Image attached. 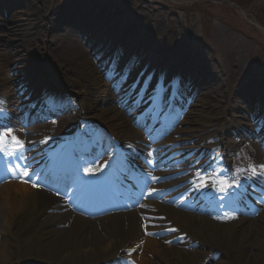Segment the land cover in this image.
<instances>
[{"label":"bare ground","instance_id":"obj_1","mask_svg":"<svg viewBox=\"0 0 264 264\" xmlns=\"http://www.w3.org/2000/svg\"><path fill=\"white\" fill-rule=\"evenodd\" d=\"M97 1V3L91 1L92 6L86 4V6H73L71 8L100 14L104 11V7L109 9L117 5L122 6V8L117 9V11H121L120 13L125 10L124 8H128L127 17L129 16L130 6L123 4L125 3L123 0ZM104 2L106 6H103ZM37 11L45 13V11H48V7L41 6L37 8ZM117 17H119L117 19V21H120L119 25H123L125 15L123 13L118 14ZM147 20L149 26L153 24L157 36L163 37L166 31L161 21L158 18L151 21L148 18ZM142 24L144 25L143 20ZM87 30L89 28L85 29V31ZM173 33V31H169L170 35H173ZM86 34L88 35L86 43L90 44L88 50L83 45L84 36L80 40L70 34L63 41L60 40L57 43L48 45L51 61L57 66L61 82L65 84V87L79 90L78 93H81L82 97L85 95L86 98H83L85 102H77V107H79L77 111L73 106L65 109L63 99L57 98L58 101L55 102L47 98V94L50 95L55 91L60 92L64 89H61L62 87L57 84H47L45 91H42V93L51 104H47L45 99H40L37 107L50 109L58 105L65 110L59 120L50 123L45 128L36 130V133H41L43 129H54L57 137H66L63 142L48 150V155L51 152L54 158L55 167L51 169L52 173L57 172L61 175L68 174L63 171L74 164L68 143V134L73 132L77 119L82 114L81 112L92 109L94 102H115L117 100L110 86L104 84L92 68L93 65L88 56L95 50L97 40L96 35L92 33L83 35ZM169 37L171 43L176 40V36L175 38ZM190 37L191 33L189 32L186 38L173 48L176 66L178 65L175 61L182 57V50L186 47ZM231 39H236L235 34L225 37L224 33L215 31L210 42L212 46H218V50L224 55L231 54L232 64L230 67L232 70L234 69L235 73L237 70L245 71V59L241 56L244 53L242 49L246 40L238 39L240 41L239 45L233 46L234 40ZM142 40L143 38L140 39V41ZM184 42L185 46L181 47ZM220 43H225L228 46ZM219 45L226 48L220 49ZM111 47L107 49L109 53L113 50ZM157 47L159 45L155 46V48ZM229 47H231V52L228 51ZM170 49L171 46L166 45L160 52L155 51V57L158 58L157 65L167 60L166 57ZM107 51L104 55H108ZM153 52L154 50L145 54L141 50L139 56L149 58ZM8 64L3 78L5 87L0 92V100L5 107H0V109H3L2 112L11 117V121L4 120L0 123L3 126L12 125V121H25L22 111L18 113L17 110H12L16 106H22L23 102L19 103V101L25 95L17 97V93H14L13 89L22 86L27 88L25 93L28 95L37 87L35 81L31 80L30 77L36 79L37 73L42 70L38 67H34L35 71L33 72L31 70L25 71L23 68L13 69V64L11 62ZM201 64L204 65V62L202 61ZM224 64H226V61H224ZM213 70L219 73L217 67ZM198 72L192 71L194 75ZM38 76L41 77L42 81L44 80L42 75ZM217 78L219 77L210 74V72L206 77L209 82L215 79L214 85L220 81ZM198 81L196 83L199 88L203 87L204 81L202 79H198ZM235 84L236 82L231 81L223 93L216 87H211L217 98L224 95V101L220 99L222 106L220 110L224 113L220 120L210 122L198 117L197 115H201L204 111V106H202L200 109L193 110L192 117L181 123L202 124L200 128L196 126L187 129L186 133L188 135L183 141L195 142V145H189L185 148L195 149L202 142L208 149L223 144V133L227 128L231 129L241 125L240 122L235 121L234 114H228L236 107ZM257 90L258 94L255 93L254 96L255 101L264 104V92H262L264 88H258ZM5 98L8 99L9 103ZM78 100L80 101L79 97ZM16 101H18V104L15 106L13 103ZM9 104L12 108L9 107ZM99 112L105 124L106 121L111 123V121L120 118L118 129H121V132L129 131L132 121L123 115L125 113L115 111V108L100 109ZM32 118L30 116L29 120L31 121ZM12 129H14L13 134L19 137L24 147L19 153L13 154V161H9L11 164L9 168L15 169L14 171H7L4 168L5 159L3 154H0V264H117L111 261L116 255L123 258L122 260L133 259L134 262L129 264H264V213L257 219L239 216L237 220L226 222L223 221L228 212L213 216H208L204 212L200 215L204 211V207L199 205L203 195L197 193L183 203L178 202L174 194V184H167L164 177H154V179L147 174L139 176L136 184L137 188L134 189L136 197H133L138 201L134 211L115 212L104 219H93L91 215L95 211L94 209L74 203L71 206L81 211L82 215L70 211L53 214L52 210L57 207L56 205L71 204L72 199L59 198L56 200L48 192H38L30 185L32 181L41 182L44 187H52L58 191L54 187L57 184L52 183L50 178H48L49 181L43 180L41 173L34 172L37 170V166L31 161V153L28 152L33 140L26 133L27 131L19 126H14ZM252 134L257 135L254 130H252ZM122 138L125 139L124 143L134 142L136 139L133 135L123 136ZM210 139H219V142L207 146V141ZM172 143L174 142L164 141L157 145L153 160L154 164L173 158V154L178 149L173 150ZM244 144L246 146L239 154H243L244 160L255 157L254 165H259L262 154L255 151L254 144L248 139ZM8 148H10V145ZM236 153V151L232 152L231 150L225 151L226 157L231 154L227 158L232 159ZM56 156H58L57 160H55ZM18 161L19 164L17 165ZM48 161L49 159L46 164ZM25 169L31 174L24 175ZM91 173L95 174V171L91 170ZM99 181V178H95L92 187L96 186ZM248 183L246 182V184ZM131 193L132 190L128 189L126 196L132 195ZM95 196L100 197L101 192L95 191ZM108 209L116 210V207H109Z\"/></svg>","mask_w":264,"mask_h":264},{"label":"rangeland","instance_id":"obj_2","mask_svg":"<svg viewBox=\"0 0 264 264\" xmlns=\"http://www.w3.org/2000/svg\"><path fill=\"white\" fill-rule=\"evenodd\" d=\"M91 1L93 3L98 2L97 0H0V92L5 87L3 78L5 77V68L9 65V62L13 64V69L23 68L25 71L31 70L32 72L35 71L34 67L42 69L37 73L36 79L30 77L37 85L36 89L32 90L31 93L26 95L27 88L22 89V87H19L13 89L14 93H17V97L25 95L19 101V103L23 102L19 113L22 111L26 124L21 123L20 127L29 129L31 134L35 135L37 129L45 128L50 123L59 120L65 113L61 106L50 109L37 108L39 106V97H41L40 93H42L41 87H44L42 82H37L41 78L38 75H42L46 84L52 85L54 83L61 86V89H64L61 94L72 97L76 111L79 110L77 102H85L83 99L86 98L85 95L82 97L81 93H78L79 90L68 86L65 87V84L61 82L57 66L51 61L48 45L57 43L60 40L63 41L68 34L80 40L82 36L84 38L88 37L87 34L83 35L85 33L96 35V48L88 57L96 75L102 79V77H105V73L115 70V67H112L109 62L110 59L102 55L104 54L102 52L105 49L104 46L107 43L123 47L120 44L126 45L128 43L131 45L138 38H143V41L146 42L134 47L132 45L131 50L137 55L141 49L144 53L154 50L151 53V57L143 60L144 65L152 66L155 51H161L166 43L171 46V49L175 48L190 32L191 37L188 39L186 47L182 50V55H185L182 63L194 62L195 64L192 63L189 68L190 73L191 71L199 72L193 82H182L180 87L181 89L188 88L194 93H197L198 90L200 91L195 105L204 106V111L197 116L210 122L220 120L223 116L220 110L222 107L220 99L224 101V95H221V98H217L213 92L214 90L211 91L210 88L216 87L223 93L227 85H230V81H233L236 82V91L234 92L236 107L229 114L238 115L239 117L236 121L246 120L241 125L243 129H252V123L246 119L245 114L249 113L250 109H253L256 104L264 108L260 102L256 103L254 97L255 93L258 94L256 89L264 88V0H186L185 2L182 0H123L125 2L123 4L130 6L129 16L134 24L128 26L127 22L125 29H122L121 33L116 32L119 28H117L115 22L111 24L110 21L112 22L116 19L117 7L122 8V6H116V9L111 8L109 13L104 7V11L95 18L93 17L94 12L89 13L88 11L84 12L82 9L71 8L73 6H86V4L91 5ZM116 3L118 4L119 2ZM41 6L48 7V11H45V13L37 11V8ZM103 6H106L105 2ZM94 8L95 6L93 10ZM143 17L146 19V24L149 23L147 21L148 18L151 20L158 18L166 31L163 37L159 36L157 38L153 27L149 25L143 27L140 22ZM88 28L89 30L85 31ZM169 31H173V35H170ZM215 31L224 33L225 37L235 34L236 39H231L234 40L233 46L239 45L240 41L238 39L246 40L242 49L244 53L241 56L245 59V71L237 70L235 73L234 69L232 70L230 67L232 64L231 54L224 55L218 50V46H215V48L211 45L210 40ZM169 36H172V38L176 36V40L173 43H169L171 39ZM220 44L228 46L225 43ZM157 45L161 47L155 48ZM184 46L185 42L181 47ZM85 47L88 50L89 45L85 44ZM231 47L228 48L229 52L232 51ZM219 48L225 49L226 47L219 45ZM198 61L200 65L197 64ZM202 61L204 65L201 64ZM224 61H226V64H224ZM184 64H181L180 72L184 71L183 67H186ZM168 66H172V63L170 62ZM215 67L218 68L219 73L213 70ZM130 72L131 68L126 72L125 76L127 74L129 76ZM209 72L219 77L217 79H220V81L215 83L216 86L214 85L215 79L212 82L206 79ZM183 73L186 74L185 72ZM233 73L236 76L235 78ZM124 74L122 72L120 75V82L125 78ZM10 75L13 76L12 74ZM198 77L204 81L203 87L199 88L196 84ZM145 89L148 91V85ZM204 93L206 94L202 95ZM201 100L204 104L201 103ZM13 104L16 106L18 101ZM93 105L92 109L82 111L80 117H85L86 123L92 125L94 129V122H102L100 109L113 107L115 103L100 101L94 102ZM201 107H192L191 109L190 103H186L184 111L191 109L186 119L192 117V110L200 109ZM16 108L18 106L12 110L16 111ZM116 109L119 110L120 108L116 106ZM30 116L33 117L31 121L29 120ZM182 116L185 117V114ZM201 125L192 122L183 123L178 127L181 133L179 136L185 138L188 135L186 133L188 128L196 126L200 128ZM107 126L110 127L108 124ZM111 129L116 130L118 128L116 125H112ZM43 130L45 131L42 132L41 138L37 139L35 137V139L46 142L51 137V134L48 133L49 129ZM130 130L133 131L134 136L139 133L132 126ZM116 132H119V129ZM226 135H228L226 136L227 140L233 141V138H229L231 133ZM44 136L45 140H42ZM36 157H43V153H37Z\"/></svg>","mask_w":264,"mask_h":264},{"label":"snow or ice","instance_id":"obj_3","mask_svg":"<svg viewBox=\"0 0 264 264\" xmlns=\"http://www.w3.org/2000/svg\"><path fill=\"white\" fill-rule=\"evenodd\" d=\"M2 103V102H0ZM3 109H0V112H2ZM14 129H12L11 127H7V126H3L0 125V154H5L8 151V146L12 145V153L15 154V152L21 151L24 147L23 142L19 139V137L15 136L13 134ZM196 163H199V161H197ZM10 171H14L15 169H9ZM251 171V173L253 175H257V174H264V164L261 165H251L249 167V169H245V170H241L239 168H237L235 170L236 173H239L241 171ZM89 172H91V169L88 170ZM221 171H225L223 169H221ZM31 173H29L26 169L24 171V175H30ZM215 176H219V173H216ZM246 178H250V177H246ZM155 179V178H154ZM211 181L213 183L217 182L216 179L212 176H205L201 171H197L195 173V179L192 181L194 185H196L197 187H200L201 185L203 186H207L208 182ZM219 183L225 185V187H222L220 189V191L224 192V191H228L229 189L235 187V188H239L241 185L238 181H236L235 179H231L230 182V178H225L223 180L218 181Z\"/></svg>","mask_w":264,"mask_h":264}]
</instances>
